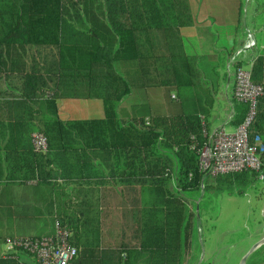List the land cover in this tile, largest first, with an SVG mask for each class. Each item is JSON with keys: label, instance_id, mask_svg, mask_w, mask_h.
<instances>
[{"label": "trees", "instance_id": "obj_1", "mask_svg": "<svg viewBox=\"0 0 264 264\" xmlns=\"http://www.w3.org/2000/svg\"><path fill=\"white\" fill-rule=\"evenodd\" d=\"M259 7L264 28V0ZM73 21L89 26L76 31L71 29ZM190 22L187 0H0V56L13 44L51 43L46 53H53L41 70L31 67L23 73L21 97L8 101L13 110H7L5 123L0 117V131L7 132L2 145L7 171H17L11 174L23 179H74L78 192L73 193L74 200L69 197L63 203L56 219L71 230L69 241L79 258L84 248L97 244L99 234L92 184L115 174L124 184H136L129 212L132 224L124 223L121 229L129 228V233L123 229L121 234H138L139 243L137 250L125 255L117 251L115 262L122 259L128 264L135 255L146 264H179L183 240L195 220L178 191L205 185L197 165V150L205 141L201 109L191 100L192 108L185 105L179 113L122 118L115 112V102L128 92L129 60L151 52L149 37L165 38L167 43L164 53L153 46L159 83L175 88L183 103L193 98L187 87L190 79L179 61V42L168 41L176 33L173 27ZM250 77L262 87L250 132L264 143V44L250 66ZM89 96L102 99V118L58 117L55 98ZM246 109L245 102L236 101L232 123H238ZM32 130L46 135L45 153L32 150ZM118 151L123 153L121 168L103 178L97 163L114 168L111 156ZM248 173L240 170L215 178L219 185L231 180L245 184Z\"/></svg>", "mask_w": 264, "mask_h": 264}, {"label": "crops", "instance_id": "obj_2", "mask_svg": "<svg viewBox=\"0 0 264 264\" xmlns=\"http://www.w3.org/2000/svg\"><path fill=\"white\" fill-rule=\"evenodd\" d=\"M242 1H246L247 6L241 8ZM253 1L187 0L191 22L173 27L172 31L176 33L172 34V40L168 37V41L177 44L179 42L177 47L179 61L190 79L187 87L191 89L193 98L187 100L186 104L185 100L183 103L177 97L179 105L174 106L173 109L164 103L167 94L170 98H175L176 95L174 92L170 93L172 86L158 81L160 75L157 72V60L153 57V46H160L161 52L164 53L167 43L165 38L158 40L159 37H149L146 39L151 47L149 55L144 56L143 59L129 60L128 74L131 81L128 92L115 102V112L118 117L179 113L185 109V105L187 108H192L189 101L193 100L195 106L201 109L198 115L201 117L204 132L209 133L221 125L226 129L235 125L232 123L233 116L228 123H224L229 112H234L236 103L232 92V67L231 64L228 65L230 57L236 48L243 45L247 32L252 35L255 43L237 55L240 64L251 66L264 44L260 10L255 7ZM79 11H82L81 8ZM88 26V22L73 21L71 29L83 32ZM46 46H51V43L23 46L13 44L0 56V117L3 118V123L6 122L7 110H13L8 101L21 97L19 88L23 73L29 71L31 67H38L41 70L51 59L53 53L47 54ZM54 102L57 115L62 120L104 116L103 101L100 97H57ZM31 104L36 107L35 103ZM153 104H157L159 108L155 110ZM6 135L7 132L0 131V254L4 248L2 243L4 236L52 234L57 222V214L63 208V203L69 197H73V193L76 194L79 188L78 184L74 183V179L62 180L53 177L23 179L12 175L17 171H7L9 167L6 165L2 150ZM111 157L114 164L112 169L106 162L97 163L100 173L104 175L103 178L108 176L110 170L116 173L115 171L121 168L123 153L114 152ZM96 160L94 158L93 163H96ZM23 169L21 168V173ZM85 171L90 170L86 168ZM92 185L99 210L97 244L91 248H84L80 258L76 255L68 264H122V259L118 263L115 262L116 252L122 251L121 254L125 255L129 250H137L138 234H100V223L106 214L105 209L111 204L116 207L119 227L127 222L132 224V215L129 212L136 195V184H124L114 174L113 178ZM79 198L80 195L76 199ZM72 200L74 198H71ZM123 229L126 230L125 233H129V228ZM8 253L10 252L7 251L4 256L0 255V264H9L10 260L14 264H33L31 256L23 251ZM128 264L146 263L140 257L133 255Z\"/></svg>", "mask_w": 264, "mask_h": 264}, {"label": "rangeland", "instance_id": "obj_3", "mask_svg": "<svg viewBox=\"0 0 264 264\" xmlns=\"http://www.w3.org/2000/svg\"><path fill=\"white\" fill-rule=\"evenodd\" d=\"M259 1L253 2L261 15ZM240 3L241 8L247 6L246 1ZM171 92L176 97L167 94L164 103L173 109L179 105L178 94L175 88H170ZM153 108L159 106L153 104ZM248 172L245 184L231 180L219 185L215 175L204 174V186L178 191L195 220L183 240L179 264H239L244 254L243 264H264V162L261 178L256 172ZM105 211L100 234H121L115 205L110 204Z\"/></svg>", "mask_w": 264, "mask_h": 264}, {"label": "built area", "instance_id": "obj_4", "mask_svg": "<svg viewBox=\"0 0 264 264\" xmlns=\"http://www.w3.org/2000/svg\"><path fill=\"white\" fill-rule=\"evenodd\" d=\"M247 38L242 46L233 51L229 64L232 67V92L236 101L247 104L246 112L241 120L226 129L223 125L204 132L205 141L198 151L197 165L204 173L209 175L249 170L262 177L261 168L264 162V143L257 133L250 132V124L255 113L258 96L262 92L259 83L253 82L250 77V64L234 63L237 55L245 48L254 45L252 35L247 32ZM229 112L224 123L232 118ZM32 150L45 153L47 150V137L40 130L30 133ZM71 230L55 222L52 234L30 236H4V256L7 251L22 250L31 256L33 264H68L76 255V247L69 241ZM11 254V253H8Z\"/></svg>", "mask_w": 264, "mask_h": 264}, {"label": "water", "instance_id": "obj_5", "mask_svg": "<svg viewBox=\"0 0 264 264\" xmlns=\"http://www.w3.org/2000/svg\"><path fill=\"white\" fill-rule=\"evenodd\" d=\"M257 244H258L257 242L254 243L252 246H250L249 250L253 249ZM245 255H246V254H244V255L241 257V259H240V261H239V264H243V261H244Z\"/></svg>", "mask_w": 264, "mask_h": 264}]
</instances>
